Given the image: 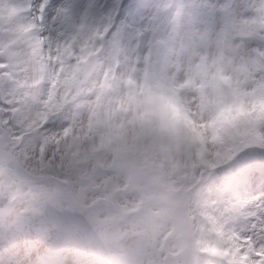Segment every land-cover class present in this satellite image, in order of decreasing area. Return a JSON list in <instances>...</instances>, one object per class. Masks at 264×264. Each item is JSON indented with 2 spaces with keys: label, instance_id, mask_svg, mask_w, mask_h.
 Wrapping results in <instances>:
<instances>
[{
  "label": "clouds",
  "instance_id": "obj_1",
  "mask_svg": "<svg viewBox=\"0 0 264 264\" xmlns=\"http://www.w3.org/2000/svg\"><path fill=\"white\" fill-rule=\"evenodd\" d=\"M0 56L39 75L16 123L41 209L104 264L199 256L208 177L264 155V0H146L47 34L5 15Z\"/></svg>",
  "mask_w": 264,
  "mask_h": 264
},
{
  "label": "snow or ice",
  "instance_id": "obj_2",
  "mask_svg": "<svg viewBox=\"0 0 264 264\" xmlns=\"http://www.w3.org/2000/svg\"><path fill=\"white\" fill-rule=\"evenodd\" d=\"M6 3L12 19L45 34L63 26L114 22L141 10L124 0H0V11ZM39 82V75L21 62L0 56V174L5 177L2 194L9 198L25 185L26 153L18 139L16 113ZM228 189L246 195L233 199L226 195ZM207 191L192 225L200 255L189 264H264V155L232 161L208 177Z\"/></svg>",
  "mask_w": 264,
  "mask_h": 264
},
{
  "label": "rangeland",
  "instance_id": "obj_3",
  "mask_svg": "<svg viewBox=\"0 0 264 264\" xmlns=\"http://www.w3.org/2000/svg\"><path fill=\"white\" fill-rule=\"evenodd\" d=\"M68 2L75 4L76 0ZM204 2L205 0H177V5ZM124 3L141 9L146 0H124ZM5 15L12 19L8 12L5 14L0 11L3 20ZM4 181L5 177L0 174V264H104L102 255L90 246L74 242L72 234L67 242L60 240L61 233L67 230V218L64 219V216L51 208L42 210L28 185H22L12 202L2 194ZM226 195L237 199L244 198L246 194L228 189ZM10 223L12 227L15 225V230L10 227L14 231L6 237Z\"/></svg>",
  "mask_w": 264,
  "mask_h": 264
},
{
  "label": "trees",
  "instance_id": "obj_4",
  "mask_svg": "<svg viewBox=\"0 0 264 264\" xmlns=\"http://www.w3.org/2000/svg\"><path fill=\"white\" fill-rule=\"evenodd\" d=\"M0 21H3V18L0 16Z\"/></svg>",
  "mask_w": 264,
  "mask_h": 264
}]
</instances>
